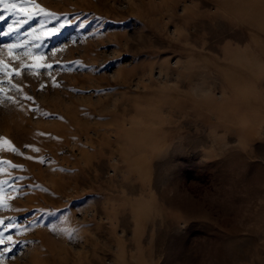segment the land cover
<instances>
[{
	"label": "rangeland",
	"instance_id": "rangeland-1",
	"mask_svg": "<svg viewBox=\"0 0 264 264\" xmlns=\"http://www.w3.org/2000/svg\"><path fill=\"white\" fill-rule=\"evenodd\" d=\"M35 2L0 5V264H264V0Z\"/></svg>",
	"mask_w": 264,
	"mask_h": 264
},
{
	"label": "snow or ice",
	"instance_id": "snow-or-ice-1",
	"mask_svg": "<svg viewBox=\"0 0 264 264\" xmlns=\"http://www.w3.org/2000/svg\"><path fill=\"white\" fill-rule=\"evenodd\" d=\"M0 5H2L4 8H6L9 11H15L18 15H23L25 17H27L26 20L24 21H17V24H20L22 26L23 23H27V20H31L34 16H46V17H53L55 18L56 14L49 12L47 9L41 7L38 3L35 2V0H0ZM0 19H3V17H0ZM64 25L61 24L60 28H63ZM60 28H54L49 30V36L52 35H56L59 31ZM16 31V29H14L11 25H9L8 27V31L4 33V35H9L10 33ZM36 39H39V37H35ZM29 42L25 41V42H17L16 44H12V45H5L4 49L9 51V54L11 55L12 51L16 48H22V47H26L27 44ZM31 51H27L24 53V55H31ZM8 66L6 64H4L3 60H0V71H3V69H6ZM15 71V70H13ZM5 75H11L12 73L10 72H5ZM17 75H19V73H16ZM43 87V86H42ZM12 88H16L15 85H12ZM0 92H3V88L0 87ZM28 100H31L32 98L29 97H25ZM4 101L7 102H13V97L12 96H5L0 98ZM32 111H38V109H32ZM0 141H3V143L8 144L10 143L9 141H7L5 138H0ZM13 153L16 152V149L13 147L10 149ZM37 150L38 149H34ZM29 159H31L29 157ZM44 162V161H41ZM13 167H16L13 165ZM3 183V182H0ZM2 190V189H0ZM0 206L2 205V202H0ZM10 239V238H9ZM4 240L0 239V244H3ZM5 251H10V249H6ZM3 254H0V256H2Z\"/></svg>",
	"mask_w": 264,
	"mask_h": 264
}]
</instances>
